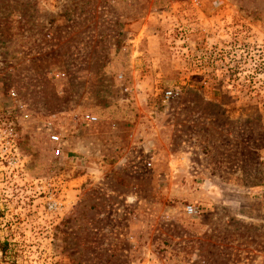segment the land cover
Here are the masks:
<instances>
[{"label":"rangeland","instance_id":"374dc122","mask_svg":"<svg viewBox=\"0 0 264 264\" xmlns=\"http://www.w3.org/2000/svg\"><path fill=\"white\" fill-rule=\"evenodd\" d=\"M0 264H264V0H0Z\"/></svg>","mask_w":264,"mask_h":264},{"label":"built area","instance_id":"2783aa9c","mask_svg":"<svg viewBox=\"0 0 264 264\" xmlns=\"http://www.w3.org/2000/svg\"><path fill=\"white\" fill-rule=\"evenodd\" d=\"M117 79L121 80L122 79V75L121 73L117 74ZM174 95V90L172 89H166L162 92V97L163 99H168L170 97H172ZM85 119L87 122H94L96 121V116L94 115H91V114H85ZM48 140L49 142H51L53 144V153L55 155L59 154L60 150H61V147L63 145V141L61 140V137L59 136V134L54 131V130H51L48 132ZM187 212H192V208L190 206L187 207Z\"/></svg>","mask_w":264,"mask_h":264},{"label":"crops","instance_id":"0c3cea01","mask_svg":"<svg viewBox=\"0 0 264 264\" xmlns=\"http://www.w3.org/2000/svg\"><path fill=\"white\" fill-rule=\"evenodd\" d=\"M130 66H132V65L130 64Z\"/></svg>","mask_w":264,"mask_h":264}]
</instances>
